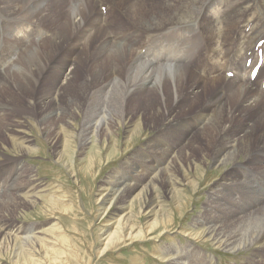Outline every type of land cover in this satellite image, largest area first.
<instances>
[{
  "label": "rangeland",
  "instance_id": "obj_1",
  "mask_svg": "<svg viewBox=\"0 0 264 264\" xmlns=\"http://www.w3.org/2000/svg\"><path fill=\"white\" fill-rule=\"evenodd\" d=\"M87 1L89 3L94 2L93 0ZM104 1L108 2L109 9L112 8L105 19L114 29H118L119 22L120 27L125 31L122 33L125 38L132 36L135 27H137L131 21L130 16L136 14L137 17L143 20L142 23L144 24L148 23L149 20L150 22L161 20L163 16L166 17L170 14L168 0H116V5L114 0ZM182 1L188 4V10L181 19L189 22L181 26H188L189 28L176 30L172 34L171 42L176 44L181 43L182 40V46H192L191 52L183 48L180 53L188 59L193 69L198 70L193 71L197 76H200L199 73H201L204 74V77L209 72L208 80L205 83L197 82L196 85L189 82L179 84V98H173L172 92L171 100H168L165 109L162 107L163 110L159 112L163 115L160 118L155 106L157 108L160 106L158 101L163 100V97H161L163 94L171 92L175 88L174 82L162 84V81L167 77L163 74L161 83L158 86L160 89L157 93L152 89L144 95L130 94L125 98L122 113L128 114L129 112L131 118L128 124L123 121L124 123L115 126L114 130L110 129L111 137L95 141L97 138L90 135L93 143L90 142L84 148H79L77 139L73 137L69 140V143L64 145V148L61 147L56 151L50 143L53 123L55 121L57 123L59 121L63 122L65 128L74 134V130L80 124V117L70 119L66 113L73 112V110L69 108V112L64 106L66 113L60 115L58 119L54 118V120L49 121L46 119L48 112L37 110L34 100H39L44 97V94H47L46 90L51 88V82L57 75L56 71L59 72L62 69L61 66L66 63L67 59L81 57L80 55L83 53V51L79 52L76 48H72L71 40L76 35L70 32L71 27H65V23H68V16L65 11L69 6L68 3H73L74 0L72 2L63 0L55 4L51 0L49 3H52L50 5L48 3V10L40 16L41 18L21 22L18 21L19 19L15 20L20 4L15 3L16 6H11L10 10L15 15H10V19H13L8 24L13 25L14 21H17L22 27L24 23L34 24L36 22L34 25L40 26L50 33L56 29L62 33L64 32L67 43L63 45L61 52L58 51L54 56L49 52L48 45L46 46L47 43L37 41L26 43V48L23 49L22 53L27 48L28 53L21 54L20 50L17 51L20 54L14 56L15 59L17 58L16 69L24 68L26 71L29 65H33L35 68L40 67L36 75L37 79H33L31 87L26 88L29 98L20 93L0 88V103L8 105L7 108H0V116L7 113L6 119L0 122V226H5L3 228L10 234L6 240L0 239V264H170L171 262L168 263L165 260L166 258L178 259L182 254H185L184 258L189 264H264V247L254 250V253H252L253 249H240L236 250V253L225 252L217 248L211 239L200 235V231L205 227L204 225H207L203 224L204 221L216 215L218 216L214 218L220 220L225 216L223 222L229 226L234 224L235 226L231 228L240 229L243 235H247L249 232L246 233L245 230H252L254 225L258 224V221L264 224V212L242 217L235 206H230L234 203H229L228 197L231 201L240 200L238 190L227 192V197L224 198L219 190L221 187L215 185L229 182L231 180L230 171L236 175L240 170L238 171L232 163L214 166L211 161L212 157L206 156L202 148L207 145L206 147H208L211 156L213 150L220 152L224 149L227 150V146L234 145L243 133L242 128L256 129V132L264 130V117H262V120L258 115L263 107L261 105L252 107L250 104L246 106L244 98L238 96L239 92L236 88L228 89L229 84L233 82L229 81L230 76L235 79L242 76L241 85L255 88L264 94V87L246 80L249 77L248 74H253L252 80H255L258 75V73H254L255 68L251 66V60L246 63V60L234 59L232 64L234 67L228 71L230 72L229 76L226 74L225 69L229 62H222V59L218 58V51L215 50L217 45L228 42L223 46V49L227 50L224 53V56L227 54L225 57L227 58L230 54L239 52L235 37L238 38L247 33L246 40L250 42L263 39L264 2L261 0H248V10L245 12L244 17L240 18L243 11L237 7V3L242 0H227L224 6L220 8L222 11L220 12L222 15L221 24L214 28L209 24V21L219 14L218 11H215V7L204 10L203 15L199 17L197 7L206 0H177L176 2ZM3 9L4 5L0 6L1 22L6 16ZM115 14L117 15L115 16ZM253 17L256 20L255 25H257L259 19L261 20L262 27L257 28L263 29V36L256 37V40L252 39L254 33L249 34L251 29L255 28V25L243 26L241 23V21L243 24L251 21ZM6 24L3 23L0 28H4ZM181 26L178 25L176 28H181ZM237 26L245 27V29L237 31ZM19 29L17 28L16 31L18 32ZM170 29L171 25L164 26L163 32ZM49 32L46 33L47 36ZM110 32L112 31L108 30L110 38L113 40V35ZM176 35L179 36L176 37ZM194 39L197 42H194ZM33 40L37 39L33 38ZM35 42L37 43L35 44ZM95 45L96 43L92 45L91 50L94 51ZM246 47H248L249 52H252L255 45L248 43L240 49L245 50ZM109 48L110 46H108ZM259 50L258 55L262 57L259 65L261 67L264 46ZM64 51H67V53ZM105 57L106 50L102 49L99 52L91 53L83 65H79V67L77 65L76 68L72 67L70 70L74 72L71 73L70 78L72 86L81 89V83L84 86L86 83L89 85V82H92V74L101 72L99 67L104 62ZM66 65L67 68L70 67L67 63ZM243 65L247 67V70L245 72L244 69L242 71L244 73L241 74L240 69ZM80 66L83 67L80 68ZM177 66L184 67L181 65H163V68L171 67L172 69ZM151 67L157 68L156 66ZM67 68L64 74L67 73ZM6 69L2 68L0 72H2V78L6 79L9 84L21 81L17 77L10 76V73L5 74ZM75 72L77 75H75ZM219 78L221 80L227 79L223 81L227 88H225V109L221 117L220 132L215 133L214 136V134H210L205 124L202 126L200 137L192 144L196 153L195 161H193V164L179 162L178 166L181 165L179 175L172 178L173 181L177 182L175 194L164 197V193L157 188L154 194L159 199L156 202L157 204L155 203L153 206L146 208L144 203H141L143 213L139 218H136L139 204L133 202L134 195L128 197L119 205H113L112 208L106 211L109 204L108 202L103 204L102 201L105 199L106 191L111 189V185L106 184L111 176L117 178L113 177L111 182L117 183L131 179L144 181L158 171L160 172L164 168L168 169L173 165L171 162V159L175 156L174 152H171L173 148L177 152L181 149L185 155L190 152L187 148V143L191 139L188 132L194 119L196 117L200 119L202 115L207 114L210 104L216 100L218 90H220V93L224 91H221L219 84L211 83L212 79L220 80ZM262 78L261 82H263ZM237 85L239 86V84ZM130 93H132V90ZM80 95L84 98L83 92ZM82 98L81 102H84ZM64 103L68 104L69 100L66 99ZM112 114L113 118H116V114L114 112ZM168 116L186 122L180 130L178 128L175 132H167L164 131V128H161ZM14 120L22 121L24 135L28 137L30 142H28V145L33 147V150L29 153L22 154V151L14 146V144L22 146V143L24 146L26 145L21 138L23 132L17 133L15 131L12 132V135L9 134L8 137L3 134L2 126L13 123ZM254 138L255 136H253V140ZM236 161L241 163L243 157L237 156ZM26 183L27 185L30 184L31 187L27 188L20 197L27 198L31 194L29 196L30 205L23 206L17 198L20 195L17 188L25 186ZM229 190L232 189L229 188ZM215 192L221 194H219L221 198H218V200L223 203V207L217 204L215 210L219 208L224 216L212 209L216 206L212 200L216 195ZM212 193L215 195L213 196ZM239 193H241L240 190ZM10 203L13 205L11 206ZM229 212L235 213L236 219H227ZM127 213L132 215V220L136 222L135 227L142 229V239H123L124 241L112 245L110 250L101 253L104 239L117 229L119 217ZM154 219H156V225L153 224ZM197 219L199 221H196ZM214 222L216 225L221 224V221ZM147 225L151 228V231L146 232L145 227ZM18 226H21V229L19 230L20 233L16 234L15 229ZM27 236L32 239L25 242L24 238ZM166 248H169L170 251ZM176 250L177 252H175Z\"/></svg>",
  "mask_w": 264,
  "mask_h": 264
},
{
  "label": "bare ground",
  "instance_id": "obj_2",
  "mask_svg": "<svg viewBox=\"0 0 264 264\" xmlns=\"http://www.w3.org/2000/svg\"><path fill=\"white\" fill-rule=\"evenodd\" d=\"M49 1L51 0H0V6L4 5L3 10L6 12V16L3 19V21L1 22L0 20V25H2L3 23L4 24L7 23L4 28L3 27L0 28L1 31L0 70L2 68H7L5 70V74L10 73V76L17 77L21 80L9 84L6 79L2 78L1 76L2 72H0L1 89L17 92L29 98L27 95L28 91H26L27 90L26 88L31 87V83L34 81L33 79H37L36 75L40 67L35 68V66L29 65L26 71L24 70V68L16 69L15 65L17 63V58L16 59L14 58V56L17 54L19 55L20 53L21 54L28 53V48L22 53L23 49L26 48L25 47L26 43H30L33 41H37L39 43H44V44L47 43L46 46L48 45L49 52L52 54V56H54L55 53H57L58 51L61 52L63 45L67 43L65 40L66 37L64 36L65 35L64 32L62 33L60 30L56 29L50 33L49 31H45L40 26L34 25L36 22L34 24L24 23L22 27H20L21 25L17 21H14L13 25L8 24L9 21L11 22V19H13V18L10 19V17L15 15L10 10V8H12L11 6H16L15 3H18V5L20 4L19 11L16 14L17 18L15 17V20L19 19L18 21L21 22L24 20L38 19V17L42 16L45 12H47ZM52 1L55 4L63 0H52ZM72 1L73 0H69V2ZM93 1L94 2L89 3L87 0H74L73 3H68L69 6L65 11V13L68 16V23L67 22L65 23V27L66 26L71 27L70 29L71 31L70 30L69 31L75 33L76 35V37L71 40L72 48H76L77 50H79V52L83 51V53L81 52L82 53V55H80L81 57H75V58L72 57L70 59H67L66 63L70 65V67H68L69 70L67 68L66 63L63 66H61L62 69H60L59 72L56 71L57 75L55 79L53 78L55 81L53 80L54 82L53 81H52L53 83L51 82L50 85L51 88L46 90L47 94H44V97L39 100L38 99L34 100L37 110L48 112L46 119L49 121H51L52 119L54 120V118L58 119L60 115L65 114L66 111L64 110V106L69 112H70L69 108L73 110V112L66 113L69 115L70 119H75V117H80L79 118L80 124L78 125L77 129L74 130L75 131L74 134H72L73 132L68 131L65 128L63 122L59 121L57 123L55 121L53 123L54 124L53 126L55 128L53 127V129H51L52 138L50 143L52 144L53 148L55 147V151L61 147L64 148V145L69 143V140H71L73 137L77 139L79 148H84L90 142L93 143L90 135L95 136L97 138L95 141L103 140L109 136L111 137L110 129L114 130L115 126L119 125L123 121H125V123L128 124L131 118L130 116L131 114L129 112L128 114L122 113L124 100H126L125 98H127V96L130 94L144 95L147 91L152 89L155 90L157 93L160 89L158 86L161 83L162 80L161 76L163 74L167 75V77L162 81V84L165 83L168 84L169 82L171 83L174 82L175 88L173 91L171 90V92H168L166 94H163V96H161L163 97V100L160 98L161 102L158 101V104L161 107L158 106L157 108L155 106V108L157 109L156 112L158 114V117L160 118L161 116L163 117V115L159 114V112H161L163 108L165 109L167 105V101L171 100L172 92H173V98L178 97L180 95L178 94L179 84L181 83L184 84L188 82L193 84L197 82L205 83V81L208 80L207 76H209V72L206 73L207 76L203 77L204 74L201 73H199L200 76H197L196 74L193 73V71H198V70L193 69L192 66H190L189 64L188 59L183 57V55L180 53V50L183 48L191 52L192 46H185V47L182 46L181 44L182 40L180 41L181 43H176V44H173L171 42L172 34L175 33L176 30L177 31H179L178 29L186 30L187 28H189L187 25H186L187 27L181 26L182 24L184 25L187 22H189L187 20L181 19L184 15H186L188 10V4L185 1L178 3L176 2L177 0H168V9H170V14H168L166 17L163 16L164 18L163 17L162 19L160 18L161 20H153L151 22L149 20L150 23L148 22L143 24L142 23L143 20L140 17H137L136 14L130 16L131 21L138 28L135 27L136 29L134 30L136 33L135 32L132 33V36H130L129 38L128 37L125 38L123 36L122 33L125 31L120 27L119 22H118V29H114L105 19L106 15L112 10V8L109 9V7L107 6L108 2L106 3V1L104 0H93ZM114 1L116 5V0ZM226 1L227 0H206L204 3H202L197 7L199 17L203 15L204 10L211 7H215V11H218L219 14H217L213 19H211L209 21V24L214 28L218 27L221 24V19H222V15L220 14V12L222 11L220 8L224 6V3ZM261 1L264 2V0ZM51 3H49V5ZM247 3L248 0H242L239 3H237L238 4L237 7L241 8L243 11L240 15V18H243L245 12L248 10ZM123 14L125 15L124 12ZM116 15L117 14H115V16ZM241 23L243 26H248L250 24L255 25L256 20L255 17H253L251 21L245 22L244 24L241 21ZM167 25H171V29L173 28L174 29L173 30L170 29L167 32H163V27ZM178 25H180L181 28H176ZM259 26L262 27V23L260 19L258 20L257 25H255V28L251 29V31L249 32V34L254 33L252 36L253 40H256L255 38L258 36H263V29L257 28ZM17 28H20L18 32L16 31ZM244 29L245 27L240 26L238 27L237 31H241ZM108 30L112 31L110 32V34L113 35V40L110 38ZM48 32L49 35L47 36L46 33ZM177 36L179 35H176V37ZM246 37H247V33L238 38L237 37L234 38L235 42L237 43V49L239 51L237 54H230L229 56H227V58H225L227 54L224 56V53L227 50H224L223 46L228 42L217 45L216 46L217 49L215 50L218 51L217 52L218 58L222 59V62H229L227 67H225L227 72L226 74L229 76H230V72L228 71H230L231 68L234 67L232 66L234 59L238 58L240 60L241 59L246 60V63L247 61L251 60L250 62L251 66L255 68L254 73H258V75L255 80H252L251 73H250L251 75L248 74L249 77L247 78L245 77V78L247 81L251 83H258L260 86L264 87V56L261 67H259L262 57L258 55V52L260 51L259 49L262 46H264V38L255 42L254 41L250 42L249 40H246ZM33 38H36L37 40H33ZM16 40H18V42H16ZM37 42H35V44ZM194 42L197 41L194 39ZM95 43L96 45L93 51L91 50V47ZM248 43H252L253 45H255L254 50L253 51L251 50L252 52H249V49H247L249 46L246 47L248 51L246 49L245 50L240 49L241 47L247 45ZM108 46H110L109 49ZM102 49L106 50V57L104 62H102V64L100 63L101 65L99 64L100 65L99 68L101 69V72H98L99 70H96L98 73L96 74V72H94L92 74V82H89L90 83L89 85L86 83L85 86L83 83H81V89H79L77 86L76 87L72 86L70 82L71 80L70 78L72 75L71 73H74L70 71L72 67L76 68L77 65L78 67L79 65H83L84 61H86L89 58L91 53L99 52ZM18 50H20V53L17 52ZM64 52L67 53V51ZM219 53L222 54L220 55ZM163 65L165 66L181 65L184 67L177 66L171 69V67L163 68ZM151 66H156L157 68H153ZM81 67L83 66H80V68ZM66 68H67V73L64 74ZM244 69L246 72L247 67L243 65L242 68L240 69L241 74L244 73L242 72ZM75 75H77L76 72ZM261 78L263 79V82H261ZM242 79H243L242 76H238L237 79L230 76L229 81H233L234 83L232 82L231 84H229L230 86H228V89L236 88L239 92L238 96L240 98L241 97L244 98V103H246L245 104L246 106L249 104L252 107L261 105L263 108L260 112L258 111L259 112L258 115L261 118L264 117V98H263L264 94L262 92H259L255 88L253 89L246 85L245 86L241 85ZM226 80H227L226 78L224 80L212 79L211 83L219 84L221 87V91L223 90L224 91L223 93H220V90H218V94H216V100L210 104V109L207 114L202 116L200 115L201 116L200 119H198V117L194 119V122L191 125L190 130L188 132V134L191 136V139L188 137L190 140L187 143V148H189L190 152L187 155H185L181 149L177 152L175 148H173L174 151L173 150L171 151L174 152L175 154V156L171 159L173 165L170 166L168 169L164 168L160 172L158 171L152 177L144 181L131 179L117 183V182H111L113 177H115V176H111L106 182L107 185H111V189L106 191L105 199L102 201L103 204H106L107 202L109 204L108 207H106V211L112 208L113 205H117V204L119 205L122 202H124L125 199H127L128 197L134 195L133 202L136 203L138 202L139 204L138 214L136 217L139 218V216L143 213V205L141 203H144V206L147 208L153 206L157 202V200H159L154 195L156 193L157 188L164 193V197L169 196L171 194L173 195L175 194L174 193L175 185H177V182L173 181L172 178L179 175V170L181 166V165L178 166L179 162H189L193 164V161H195L196 153L193 149L192 144H194L195 140L198 137H200V134L203 129L202 126L205 124L206 127H208L210 134H214V136L215 133L220 132L221 119H222L221 117L225 109V88H227L226 87L227 85L225 86L223 81ZM149 84L152 85L147 86ZM237 84H239V86ZM79 90L83 92L84 98H82V95H80L81 92ZM131 90L132 93H130ZM81 98L83 99L84 102H81ZM66 99L69 100L68 104L64 103ZM7 107L8 105L6 103H2V102L0 103L1 109ZM112 112L116 114V118L114 117L115 119L113 118V114L111 115ZM6 114L0 116V122L6 119L5 117ZM116 119H120V120L117 121ZM165 121L166 122L161 129L164 128V131L167 132L170 131L175 132L178 128L180 130V128L184 126V122H186L185 120H180V119L176 120L173 116H168V118H166ZM66 122L68 123V120ZM22 128L23 125L21 120H14L13 123H8L5 126H2L3 134H5V136L7 137L9 134L12 135V132L15 131L17 133L23 132L24 129ZM242 132L243 133L241 137L236 141L234 145L227 146V150L224 149L223 151L220 152H218V150H213L212 155L210 156L209 149L208 147H206L207 145L203 146L202 148L206 156L210 158L212 157L211 161L212 164H214V166L217 167L232 163L234 164L235 168L237 167L238 171L240 170V172H238V174L236 175L232 171H230L231 180H229V182L225 184L219 183L215 185L221 187L219 190L224 198L227 197L226 194L227 192H234L235 190L236 191L238 190V195L240 196V200L231 201L228 197L229 203H234V205H230V204L229 205L235 206L236 210L238 211L239 214L242 215V217H247L250 215L252 216L264 212V158H263L264 130L256 132V129L253 130V129L242 128ZM21 135H22L21 138L24 140L26 145H28L29 142L28 137L24 135V132ZM218 136L220 137V135ZM253 136H255L254 140H253ZM26 145L24 146L23 143L22 146L14 144V146H16L15 147L16 149L22 151L21 152L22 154L29 153L30 151L33 150V147ZM237 156L243 157V161H241V163L236 161ZM166 169L167 172L164 176ZM173 174L175 175L173 176ZM115 179L117 178L115 177ZM29 185H27L26 183L25 186H19L17 188L18 194H20L18 195L19 197L17 198L20 200V203L23 206L30 205L29 196L31 194L27 198L20 197L21 194L27 190V188L31 187ZM229 188H231L232 190L228 191ZM239 190L241 191V193H239ZM215 193L216 195L212 193L213 196L215 195V197L212 198V200L216 204L215 208L212 207V209L214 210L216 209L217 204H220L223 207V203L218 200V198H221L220 197L221 194L220 193L217 194V192ZM113 202L114 204H112ZM10 205L12 206L13 204L10 203ZM215 211L220 212L221 216H224L219 210V208H217V210ZM213 218L210 217L207 218L206 221H204L203 224H207L208 226L204 225L205 227L203 230L200 231V235L203 236L204 238L206 237L207 239H211L212 242L217 246V248L222 249L225 252H232V253L240 249H250V250L253 249L252 253H254V250L264 247V224L260 223V221H258L257 225H254L252 230L246 229L245 232L246 233L249 232V233L247 235H243L240 232V229L231 228L235 226L234 224H231L229 226L228 224L223 222L225 216L222 217L221 220L219 218H214V219ZM199 219H197L196 221H199ZM227 219L230 220L236 219V214L233 212H229V214L227 215ZM214 221H221L220 222L221 224L216 225ZM153 222L154 225L157 224L156 219H154ZM135 223L136 222L132 220V215H129L128 213L125 215L124 214L121 215L117 220V227H116L117 229H115L113 232L108 234L107 237L104 239V244L102 245L101 253L102 252L104 253L108 249L110 250L112 245L124 241L123 239H136V238L142 239V234H141L142 229L140 227L136 228ZM3 227L5 226H0V239L2 238L3 240H6L10 234H8L5 228ZM145 228H146V232L151 231V228L148 225ZM20 229L21 226H18V228L15 229V233L19 234ZM229 229H232L233 231L232 230L230 231ZM30 239L32 238L27 236L24 238V241L28 242V240ZM166 249L170 251L169 248ZM175 252H177V250ZM184 255L185 254L179 256L178 259L174 258L175 256L173 257L174 259L172 258L170 259L164 258V259L168 263L171 262L170 264H189L184 258Z\"/></svg>",
  "mask_w": 264,
  "mask_h": 264
}]
</instances>
